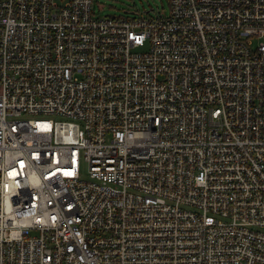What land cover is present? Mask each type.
<instances>
[{"label": "built area", "instance_id": "built-area-1", "mask_svg": "<svg viewBox=\"0 0 264 264\" xmlns=\"http://www.w3.org/2000/svg\"><path fill=\"white\" fill-rule=\"evenodd\" d=\"M94 2L0 0V264H264V0Z\"/></svg>", "mask_w": 264, "mask_h": 264}, {"label": "rangeland", "instance_id": "rangeland-1", "mask_svg": "<svg viewBox=\"0 0 264 264\" xmlns=\"http://www.w3.org/2000/svg\"><path fill=\"white\" fill-rule=\"evenodd\" d=\"M94 9L96 14H127L132 11L140 14L162 13L167 15L170 11L169 0H95ZM85 168L86 165H83Z\"/></svg>", "mask_w": 264, "mask_h": 264}]
</instances>
